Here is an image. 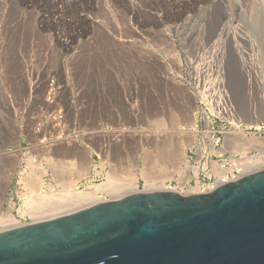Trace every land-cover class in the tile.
Listing matches in <instances>:
<instances>
[{
  "label": "rangeland",
  "instance_id": "1",
  "mask_svg": "<svg viewBox=\"0 0 264 264\" xmlns=\"http://www.w3.org/2000/svg\"><path fill=\"white\" fill-rule=\"evenodd\" d=\"M82 159L74 192L114 172L121 186L188 194L264 169V0H0V229L8 212L50 218V204L27 202L29 173L47 169L42 193L61 192Z\"/></svg>",
  "mask_w": 264,
  "mask_h": 264
},
{
  "label": "water",
  "instance_id": "2",
  "mask_svg": "<svg viewBox=\"0 0 264 264\" xmlns=\"http://www.w3.org/2000/svg\"><path fill=\"white\" fill-rule=\"evenodd\" d=\"M0 264H264V169L206 193L138 190L0 229Z\"/></svg>",
  "mask_w": 264,
  "mask_h": 264
},
{
  "label": "bare ground",
  "instance_id": "3",
  "mask_svg": "<svg viewBox=\"0 0 264 264\" xmlns=\"http://www.w3.org/2000/svg\"><path fill=\"white\" fill-rule=\"evenodd\" d=\"M9 1V0H8ZM11 1V0H10ZM47 1V0H46ZM57 1V0H56ZM16 2V1H15ZM4 3V2H3ZM10 3H12V2H10ZM46 4V3H45ZM52 4V3H51ZM64 4V3H63ZM68 4V3H67ZM98 5V4H97ZM68 6V5H67ZM15 7V6H14ZM28 7V6H27ZM65 7V6H64ZM17 8V7H16ZM21 8V7H20ZM34 8V7H33ZM30 9V8H29ZM46 9V8H45ZM98 9V8H97ZM11 10V9H10ZM64 10H65V8H64ZM14 11V10H13ZM12 12V11H11ZM53 12V11H52ZM67 12V11H66ZM65 12V13H66ZM20 14V13H19ZM22 14V13H21ZM20 14V15H21ZM25 14V13H24ZM65 15V14H64ZM68 15H70V14H68ZM13 16V15H12ZM9 17V16H8ZM63 18V17H62ZM19 19V18H18ZM73 20V19H72ZM16 21V20H15ZM22 21V20H21ZM68 21V20H67ZM6 23V22H5ZM2 25V24H1ZM11 25V24H10ZM22 25V24H21ZM28 25V24H27ZM62 25V24H61ZM67 25V24H66ZM6 26H7V24H6ZM30 26V25H29ZM57 26V25H56ZM65 26V25H64ZM23 27H25V25L23 26ZM62 27H63V25H62ZM5 28V27H4ZM12 28H14V26L12 27ZM15 29V28H14ZM28 29V28H27ZM26 29V30H27ZM8 30V29H7ZM13 30V29H12ZM25 30V31H26ZM31 30V29H30ZM10 32V31H9ZM13 32H14V30H13ZM18 32H20L19 30H18ZM21 32H23V31H21ZM30 32V31H29ZM36 32V31H35ZM34 32V33H35ZM15 33V32H14ZM68 33V32H67ZM17 34V33H16ZM26 34V33H25ZM28 34V33H27ZM26 34V35H27ZM30 34V33H29ZM33 34V33H32ZM105 34V33H104ZM9 35V34H8ZM10 35H11V33H10ZM35 35V34H34ZM62 35V34H61ZM73 35H75V34H73ZM6 36V35H5ZM22 36V35H21ZM65 36V35H64ZM31 38V37H30ZM10 39V38H9ZM25 39V38H24ZM23 39V40H24ZM22 40V41H23ZM33 40H34V36H33ZM36 40V39H35ZM14 41V40H13ZM16 41V40H15ZM101 41V40H100ZM7 42V41H6ZM19 42V41H18ZM21 42V41H20ZM26 42V41H25ZM70 43V42H69ZM18 44V43H17ZM33 44V43H32ZM14 45V44H13ZM19 45V44H18ZM29 45V44H28ZM17 46V45H16ZM27 46V45H26ZM25 46V47H26ZM30 46H31V44H30ZM24 48V47H23ZM27 48V47H26ZM69 48V47H68ZM15 49H16V47H15ZM30 49V48H29ZM24 50H26V49H24ZM68 50V49H67ZM14 51V50H13ZM10 53V52H9ZM9 55V54H8ZM16 55H17V53H16ZM10 57V56H9ZM19 58V57H18ZM13 59L14 58H12V61H13ZM151 59V58H150ZM143 60V59H142ZM155 60V59H154ZM16 61V60H15ZM18 61V60H17ZM149 61V60H148ZM159 61H161V60H159ZM20 62V61H19ZM143 62V61H142ZM153 62V61H152ZM150 63V62H149ZM154 64V63H153ZM162 64V63H161ZM143 65V64H142ZM13 66H15V65H13ZM16 68L18 67V66H15ZM161 69V68H160ZM11 70H12V67H11ZM152 70V69H151ZM14 71V70H13ZM17 71V70H16ZM12 72V71H11ZM15 72V71H14ZM159 72V71H158ZM16 73V72H15ZM167 73V72H166ZM14 78H17V77H14ZM166 78V77H165ZM17 80H18V78H17ZM159 80H160V78H159ZM15 81V80H14ZM170 81H171V79H170ZM15 83V82H14ZM164 83V82H163ZM19 84V83H18ZM52 85V84H51ZM160 85H161V83H160ZM23 87V86H22ZM167 87V86H166ZM19 88V87H18ZM164 88V87H163ZM176 88V87H175ZM180 88V87H179ZM173 89V88H172ZM182 89H183V87H182ZM169 90V89H168ZM180 90H181V88H180ZM185 90V89H184ZM22 92V91H21ZM50 92V91H49ZM187 92H189V91H187ZM178 93V92H177ZM182 93V92H181ZM192 93V92H191ZM186 94V93H185ZM50 95H51V93H50ZM53 95V94H52ZM48 98H50V97H48ZM52 98V97H51ZM153 98V97H152ZM49 100V99H48ZM53 100V99H52ZM56 101V100H55ZM52 103V102H51ZM154 107V106H153ZM154 109V108H153ZM57 118V117H56ZM49 122H51V120L49 121ZM48 122V123H49ZM179 122H180V120H179ZM182 122V121H181ZM183 122H184V120H183ZM187 122V121H186ZM173 123V122H172ZM188 123V122H187ZM50 124V123H49ZM53 124V123H52ZM191 124H195V123H191ZM159 125V124H158ZM170 125V124H169ZM172 125V124H171ZM173 125H175L174 123H173ZM172 125V126H173ZM177 125V124H176ZM42 126V125H41ZM51 126V125H50ZM62 127V126H61ZM43 128H44V126H43ZM55 128V127H54ZM37 129H38V127H37ZM40 129V128H39ZM42 129V128H41ZM152 129V128H151ZM55 130H57V129H55ZM58 130H59V128H58ZM155 130V129H154ZM163 130V129H162ZM165 130V129H164ZM163 130V131H164ZM54 131V130H53ZM61 131V130H60ZM65 131V130H64ZM157 131V130H156ZM162 131V132H163ZM173 132H175L174 131V129L172 130ZM52 132V131H51ZM153 132V131H152ZM155 132V131H154ZM158 132V131H157ZM149 133H150V130H149ZM53 134H54V132H53ZM57 134H58V132H57ZM64 134V133H63ZM159 134V133H158ZM38 135V134H37ZM56 135V134H55ZM111 135V134H110ZM154 135V134H153ZM166 135V134H165ZM42 136V135H41ZM51 136V135H50ZM66 136V135H65ZM146 136V135H145ZM148 136V135H147ZM151 136H152V134H151ZM177 136V135H176ZM34 137V136H33ZM149 137V136H148ZM157 137V136H156ZM155 136L153 137V138H156ZM164 137V136H163ZM35 138V137H34ZM57 138V137H56ZM59 138V137H58ZM68 138V137H67ZM116 138V137H115ZM151 138V137H150ZM159 138H160V136H159ZM166 137H164L163 139H165ZM42 139V138H41ZM60 139V138H59ZM61 139H62V136H61ZM66 139V138H65ZM73 139V138H72ZM152 139V138H151ZM161 139V138H160ZM36 140V139H35ZM39 140V139H38ZM51 139H49V141H50ZM56 140V139H55ZM55 140H51V142L53 141H55ZM63 140V139H62ZM155 140V139H154ZM32 141V140H31ZM58 140H56V142H57ZM59 141H61V140H59ZM67 141H69V140H67ZM74 141V140H73ZM110 141H112V140H110ZM147 141H148V139H147ZM157 140H155V142H156ZM70 142V141H69ZM72 142V141H71ZM76 142V141H75ZM153 142V141H152ZM158 142V141H157ZM166 142H168V141H166ZM63 143V142H62ZM161 143V142H160ZM18 144V143H17ZM54 144H55V142H54ZM60 145H61V143H59ZM66 144V143H65ZM68 144V143H67ZM93 144V143H92ZM145 144H147V143H145ZM162 145H163V142L161 143ZM173 143L171 142V145H172ZM189 144V143H188ZM20 144H18V146H19ZM58 145V144H57ZM59 145V146H60ZM62 145H64V144H62ZM102 145V144H101ZM100 145V146H101ZM150 145H152V144H150ZM149 145V146H150ZM153 145H155V144H153ZM157 145V144H156ZM167 145V144H166ZM53 146V145H52ZM69 146H71V144L69 145ZM98 146V145H97ZM165 146V145H164ZM163 146V147H164ZM181 146V147H180ZM179 147H180V159H183V157H185V147H183L182 145H180ZM189 146V145H188ZM20 147V146H19ZM19 147H18V149H19ZM39 147V146H38ZM48 147V146H47ZM62 147V146H61ZM65 147V146H64ZM158 147V146H157ZM166 147V146H165ZM49 148V147H48ZM53 148V147H52ZM51 147H50V149H52ZM60 148V147H59ZM59 148H56L55 147V149H57V153H59L58 151V149ZM68 148H70V150H72V148L71 147H68ZM67 148V149H68ZM75 148H76V146H75ZM80 148V147H79ZM82 148V147H81ZM150 148H154V147H150ZM169 148V147H168ZM167 148V149H168ZM54 149V148H53ZM61 149V148H60ZM98 149V148H97ZM155 149V148H154ZM159 149H161L160 147H159ZM170 149V148H169ZM168 149V150H169ZM69 149H68V152L70 151ZM78 150H80V149H78ZM77 150V151H78ZM83 150H85V149H83ZM83 150H81V151H83ZM179 150V149H178ZM54 151V150H53ZM52 151V152H53ZM63 151V150H62ZM65 152H66V150H64ZM73 151H75L74 149H73ZM171 151V150H170ZM64 152V153H65ZM79 152V151H78ZM161 152V151H160ZM175 152H177V151H175ZM63 153V152H62ZM63 153V154H64ZM69 153H71V151L69 152ZM68 153V154H69ZM83 153V152H82ZM155 153V152H154ZM73 154V153H72ZM72 154H69V156L70 155H72ZM77 155H81V153L80 154H78V153H76ZM84 154H86L85 152H84ZM20 155V154H19ZM60 155V154H59ZM67 154H65V156H66ZM105 155V154H104ZM175 155V154H174ZM85 156V155H84ZM20 157H21V155H20ZM61 157V156H60ZM72 157H74V155L72 156ZM76 157V156H75ZM74 157V158H75ZM81 157V156H80ZM82 157H83V155H82ZM169 157V156H168ZM177 157V156H176ZM71 158V157H70ZM78 158V157H77ZM86 158H87V155H86ZM170 158V157H169ZM85 159V158H84ZM87 159H89V158H87ZM185 159V158H184ZM65 159H63V161H64ZM83 160V159H82ZM89 160H91V159H89ZM89 160H88V162L86 161V163L84 162L85 160H83V161H81L80 163L81 164H79V168H77L76 170H74L73 172H70L69 173V171H68V174L66 175V176H64V175H61V181H60V183L62 184V186H63V190H61V192H54L53 190H52V185H49V187H50V191H48L47 193L46 192H44V193H42V188H43V185H44V176H45V174L47 173V169H44L43 171H41V172H39L38 174H33V173H29V174H31V175H29L28 177H27V185L29 186L28 188H31V190H33L34 192L33 193H35L34 195L35 196H33V197H28L29 199H27V202L29 203V206L33 209V206H35L34 204H36L35 202H43L42 203V205L41 206H43L45 203H46V206H47V204H50L52 207H47L48 208V210H46V212L45 213H48V212H51V213H48L45 217H47V216H50V217H52L51 215H54V214H58V213H54L56 210H60V208H65V207H67L68 205L70 206H75V208H76V206L78 207V204L80 203V205H81V202L82 201H88V202H91V203H96V202H99V201H101V197H100V193H102V192H111V191H114V192H118L119 190H121V192H119V193H122V194H120L119 195V197H122V196H125V195H127L125 192L130 188V187H134V189L136 190V192L138 191V190H140L139 188H138V185L136 184V182H135V179L134 178H132L131 176H129L130 178H126V180H127V182L124 184V185H119V182H118V178L116 179V177H115V173L114 172H111L110 174H109V178L107 179V182H103V183H100V184H95V185H90V186H88V187H86V188H84L83 190H79V191H72V189H73V187H74V183H75V181H73V177L75 178V180H78V179H80L81 177H84V176H86V175H88L89 174V164H90V162H89ZM212 160V159H211ZM211 160H209V161H211ZM58 161V160H57ZM65 161H67L68 162V159L66 158V160ZM64 161V162H65ZM72 161V160H71ZM158 161H160V160H158ZM171 161V160H170ZM182 161V160H181ZM67 162H65V163H67ZM92 163V162H91ZM170 163V162H169ZM176 163H177V161H176ZM175 163V164H176ZM152 164V163H151ZM150 164V165H151ZM178 164V163H177ZM207 161H206V163H204V166H202V167H204V168H206V166H207ZM203 165V164H202ZM64 166V165H63ZM215 166V165H214ZM242 167V166H244L243 164L242 165H238V167ZM55 167V166H54ZM62 167V166H61ZM65 167V166H64ZM95 167V166H94ZM148 167V166H147ZM150 168V167H149ZM172 168V167H171ZM175 168V167H174ZM235 168V167H234ZM62 169V168H61ZM65 169V168H64ZM64 169H62V170H64ZM179 169V168H178ZM178 169H176V170H178ZM200 163H199V166H197L196 167V176H197V178H198V176H199V171H200ZM121 170V169H120ZM143 171H144V169H142ZM150 170H152V167H151V169ZM166 170V169H165ZM176 170H175V172H176ZM227 170V169H226ZM58 171V170H57ZM60 171V170H59ZM147 171V170H146ZM167 171H169V169L167 170ZM116 172V171H115ZM174 172V171H173ZM172 172V173H173ZM230 172V171H229ZM64 173V172H63ZM146 173V172H145ZM145 173H141L142 175L141 176H143V178L145 177L146 179H147V181L148 180H152V175L154 176V174L153 173H149L150 174V176H149V174H145ZM159 173V172H158ZM70 174V175H69ZM132 174V173H131ZM152 174V175H151ZM163 174V173H162ZM225 174H227V173H225ZM60 175V174H59ZM246 175V173H244V172H240V174H234V176H236L235 177V179L236 180H238V179H240L241 177H243V176H245ZM68 176V177H67ZM157 176V175H156ZM164 176V175H163ZM227 176V175H226ZM225 175H223L222 177L223 178H221V179H219L218 180V182H216L215 184H214V187L212 186V187H210V186H203V185H198V186H196V187H193L192 189H190V191L188 192V194H201V193H206V192H209V191H212L213 189H215L216 187H218L220 184H223V183H226V182H230V181H235V180H226L225 181V179L227 178ZM118 177V176H117ZM155 177V176H154ZM160 177V176H159ZM168 177V176H167ZM133 179H134V182H133ZM155 179H156V177H155ZM157 179L158 180H161V179H163V178H161V179H159L158 178V176H157ZM120 180V179H119ZM154 180V179H153ZM158 180H154V181H158ZM59 181V180H58ZM147 183V182H146ZM149 183H151V182H149ZM164 183V182H163ZM162 184V183H161ZM48 186V185H47ZM148 187V186H147ZM155 187V186H154ZM122 188V189H121ZM118 189V190H117ZM125 189H127V190H125ZM158 189L159 190H174V188H170V187H168L166 184H162V185H159L158 186ZM123 190H125V191H123ZM175 191V190H174ZM112 194H113V192H112ZM111 194V195H112ZM116 194V193H115ZM118 197V196H117ZM30 203H32V205L30 204ZM34 203V204H33ZM77 204V205H76ZM38 204H36V206H37ZM79 205V206H80ZM68 206V207H69ZM67 207V208H68ZM35 208V207H34ZM44 208V207H43ZM43 208H41L40 207V210H38V213L41 211L42 212V210H43ZM49 208H51V209H49ZM46 209V208H45ZM66 209V208H65ZM68 209H70V208H68ZM67 209V210H68ZM61 210H63L64 211V209H61ZM27 211V210H26ZM25 211V212H26ZM31 211V212H30ZM29 211V214L30 215H38V213L37 212H35V211H33L32 212V210H30ZM48 211V212H47ZM66 211V210H65ZM28 212V211H27ZM61 212V211H60ZM20 214H23V213H20ZM44 214V213H43ZM39 215H42V214H39ZM55 215V216H56ZM38 217V216H37ZM41 217V216H40ZM43 217V216H42ZM41 220H42V218H41ZM37 221V220H36ZM2 224H3V227H4V229H9V228H13V227H15V226H18V225H20V224H22L16 217H15V215H13L12 213H10V212H8V214L2 219Z\"/></svg>",
  "mask_w": 264,
  "mask_h": 264
}]
</instances>
